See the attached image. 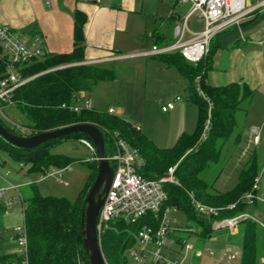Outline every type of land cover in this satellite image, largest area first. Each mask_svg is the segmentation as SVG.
<instances>
[{
    "label": "trees",
    "instance_id": "obj_1",
    "mask_svg": "<svg viewBox=\"0 0 264 264\" xmlns=\"http://www.w3.org/2000/svg\"><path fill=\"white\" fill-rule=\"evenodd\" d=\"M76 16L74 50L70 53H47L44 58L36 60L23 69V75L29 77L46 69L68 65L38 75L15 91L13 108L23 118L22 125L28 127L31 134L75 123H93L102 130L118 131L131 146L140 150L146 162L142 173L149 178L160 177L169 166L179 162L176 172L179 185L170 184L166 187L168 200L165 205L184 210L189 222L187 228L194 227L195 234L203 238L212 237L221 230L213 228L215 220L234 217L252 208L264 209V203L255 200L254 204L250 205L244 199L248 192L259 194L261 191L255 189L254 185L255 178L261 174V171L264 178V160L262 162L256 155L244 164L238 183L231 191L220 193L211 190L206 180L201 177V171L219 157L222 145L236 125V113L241 109L242 101L251 99L255 92L245 83L234 82L217 87L206 82L214 48L197 64L188 62L179 52L161 55L169 63L176 64L187 73L189 78H194L191 98L199 108L195 132L181 135L172 148L162 149L143 135L141 130H136L133 124L117 116L99 113L92 109L76 113L63 107V104L67 106L74 104L81 92L87 94L91 92L98 82L115 79L113 69L82 63L84 61L83 17H79L78 14ZM74 63L77 64L69 65ZM197 78L212 104L209 134L204 141H200V145L195 144L203 132L208 115V103L196 89ZM0 121L9 131L17 134L14 125L7 124L1 117ZM70 138L89 139L83 134L75 133L50 140L37 148L25 150L11 145L0 136V148L17 160L28 163L30 172L43 175L52 168L62 169L73 163L72 158L51 151L55 144ZM109 151L106 138L107 154ZM85 162L90 164L91 173L75 201L65 196L46 195L36 184H32L34 193L24 201L23 208L30 264H90L83 245V214L87 206L86 196L96 178L98 164L95 160ZM188 192H193L203 203L214 204L224 209L217 217L202 216L194 210ZM232 203H235V206L228 208ZM3 211L2 208L1 214ZM110 224L111 226L106 227L101 234L104 256L108 264H127L126 252L136 243L135 234L138 225L128 224L122 220L112 221ZM225 231L229 239L240 242L243 252L242 264H259L262 234L261 227L255 220H245L239 234L232 235L228 230ZM183 235L179 232L171 236H175L183 247V240L186 238ZM187 235L190 236L191 232H187ZM2 250L0 248V264L19 263L17 253Z\"/></svg>",
    "mask_w": 264,
    "mask_h": 264
},
{
    "label": "crops",
    "instance_id": "obj_2",
    "mask_svg": "<svg viewBox=\"0 0 264 264\" xmlns=\"http://www.w3.org/2000/svg\"><path fill=\"white\" fill-rule=\"evenodd\" d=\"M248 4L249 6L261 5L251 12L239 26L228 28L212 40L210 52L214 48V53L210 59L211 68L207 71L206 82L217 87L234 82L247 84L255 92L251 99L243 100L241 105L243 107L248 103L246 105L250 109L258 99L264 100V0H249ZM187 5V10L182 12L178 8L179 4L176 0H101L98 3L85 0H0V23L26 35L41 34L46 50L51 54H60L70 53L74 50L76 15L83 17V62L114 70V80L98 82L103 85L107 93L112 92L111 85L118 83L122 76L124 84L127 86V108H133V111L142 110L140 114L138 111L134 112L137 114L135 116L141 120L139 123L135 121L134 124L139 125L142 134L144 133L142 117L146 107L144 100H147V96L139 95L138 97L137 93L144 92L146 94L149 78L158 77L160 83L167 78L169 85L176 91L187 93L190 101L182 102L181 98L176 102L174 109L167 112L162 110L169 118L182 119L181 129L173 130L163 138L179 139L183 134L194 133L197 128L199 108L191 98L194 78H189L188 74L176 64L165 60L161 56L162 54L151 56L135 54L148 51L156 44L163 46L174 42L176 39L175 25L181 23L190 11V4ZM199 27L201 29L204 27L202 18L198 14L190 16L186 38L192 36L193 32L199 31ZM89 93L86 95L88 96ZM96 101L92 99V110L117 116L131 124L128 116L126 119V113L119 116L116 114L118 110L115 107L110 104L104 105L98 101V98ZM242 107L236 113V123L240 118L237 116L241 115ZM123 108V112H125V106ZM110 109H113L114 112L110 113ZM252 130L254 148L249 159L254 155L261 159L260 154L257 153L260 150L263 152L261 159L263 162L264 131L262 132L258 127H253ZM254 131L259 136L258 142L254 140L256 134ZM143 135L146 136L145 133ZM250 149L251 146L248 151ZM53 176L56 175L49 177ZM40 178L41 175L29 185L43 182L44 180L40 181ZM65 184L68 183L65 182ZM216 192H220V190ZM7 211L6 209L1 214L0 231L9 226ZM16 225L18 223L13 224L12 228ZM190 228L195 234L196 229ZM214 229L228 230L232 235L235 233V229L226 226ZM180 230L178 227H174L171 232L168 250H166L167 256L178 253L176 249L172 248L174 247L172 244L178 242L176 237L171 235L179 233ZM6 243L12 245L9 238L8 242L4 241L2 233H0L2 251L6 249ZM180 246V250L184 251L182 245ZM196 254L201 255L202 250H198Z\"/></svg>",
    "mask_w": 264,
    "mask_h": 264
},
{
    "label": "built area",
    "instance_id": "obj_3",
    "mask_svg": "<svg viewBox=\"0 0 264 264\" xmlns=\"http://www.w3.org/2000/svg\"><path fill=\"white\" fill-rule=\"evenodd\" d=\"M85 1L98 3L101 0ZM176 2L178 4H190V11L181 23L175 25V41L163 46L156 44L150 50L135 55L151 56L179 52L188 62L197 64L208 56L211 42L219 33L232 26H239L251 12L258 9L261 5L249 6V0H176ZM194 14H198L202 18L204 28L193 32L192 36L186 38L188 21L190 16ZM47 53L49 52L45 48L41 34L26 35L0 23V115L4 116L2 107L14 106L13 95L23 84L38 75L68 66L54 67L25 77L23 69L36 60L44 58ZM75 64L77 63L69 65ZM196 89L208 103V115L200 137V141H202L207 138L211 127L212 104L202 90L199 78L196 79ZM180 100V96L175 97L172 101L163 105L162 110L167 112L174 109L176 102ZM63 107L79 113L83 110H91L93 106L91 100L87 99L86 93L81 92L74 104L69 106L63 104ZM109 112L113 113L114 110L110 109ZM134 127L136 130H140L139 126L134 125ZM17 128L23 135L31 134L28 127L18 126ZM254 132L256 133L254 140L258 142L259 136L256 131ZM108 134L112 142L107 158L114 168V173L111 186L98 217L100 234L103 228L107 227L112 221L122 220L128 224H137L136 242L139 241L143 244L140 251L135 250L133 252L137 264H147L145 262L146 258L149 259L148 264H185L184 258L180 260L171 259L166 255L170 234L174 230V227L170 225L171 220L168 214L171 210H175V207L165 205L168 200L166 187L170 184L179 185L176 175L179 163L169 166L160 177H146L142 173L146 162L140 150L131 146L118 131L108 130ZM81 142L94 154L88 160L98 161L92 141L83 138ZM69 167L62 169L52 168L41 175L40 181L52 175L62 177L63 170ZM262 178V173L255 178V189L260 190L259 184ZM18 188L19 186H0V217L2 208L6 210L18 201L17 197L10 196V192L18 191ZM188 193L194 210L202 216L217 217L224 209V207H215L203 203L196 198L193 192ZM260 193L248 192L245 194L244 199L250 205L254 204L255 200L264 203V198L261 197ZM19 199L23 202L21 194H19ZM234 206L235 204H230L228 208H233ZM245 218L246 216L242 214L234 218H223L215 220L213 226L214 228L226 226L233 229L236 228L237 222L239 223L240 220ZM13 231L14 235L9 237V242L14 243L16 248L19 249V253H17L19 257L18 264H30L28 255L29 241L24 222L14 226ZM186 231L193 232V229L186 228ZM183 248L187 254L192 249V246L183 240ZM209 252L213 254V250ZM224 256L227 263L231 264L238 257V253H225Z\"/></svg>",
    "mask_w": 264,
    "mask_h": 264
},
{
    "label": "rangeland",
    "instance_id": "obj_4",
    "mask_svg": "<svg viewBox=\"0 0 264 264\" xmlns=\"http://www.w3.org/2000/svg\"><path fill=\"white\" fill-rule=\"evenodd\" d=\"M178 8L181 9L182 12H185L188 8V5L179 4ZM199 28L197 29L199 30ZM202 29L200 28V30ZM167 81L168 80L166 78V80L160 83L158 77L149 78L146 94L144 92H142V94H140L139 92L137 93L138 97L139 95L142 97L144 95L147 96V100H144V102L146 103V107L144 108V115L142 117V121L144 122V133L150 140L153 141L156 146L162 149L172 148L176 144L178 138L165 139L163 137L166 134L173 132V130L177 131V129H181L182 119L180 120V118H169L167 114L162 112L161 105L166 103L167 101H172L173 98L177 95L181 96L182 102L190 101L188 100L187 93L178 90L176 91L172 86L169 85ZM111 86L112 92L107 93L106 89L103 88V85L98 83V85H96L94 89L89 93L87 99L91 100L92 102V99L96 101L98 98V101L104 103V105L110 104L111 106L115 107L116 110H118L116 114L119 116H123L124 113H126V119L128 116L129 122H131V124L141 122V120H139L137 116H135L137 114H135L134 112L138 111V113L140 114L142 110L138 109L137 111H133V108H127V86H125L122 76L118 83H115L114 85L112 84ZM246 104L243 105V107L241 105L243 110L240 111L241 115L237 116V118H240L237 120V123L233 131L227 138L226 142L222 145L217 160L210 162L209 165L201 171V177L206 180L211 190H220V192L226 193L233 189L239 179L240 171L244 167L245 161L249 159L254 148V133L252 132V128L258 127L260 130H262V132L264 131V100L261 98L258 99L253 103V106L250 109ZM122 106H125V112H123L124 108ZM2 112L4 116L0 115V117L4 119L7 124L11 126L14 125V127L16 128L18 126H24L22 125L23 118L19 113L16 112V109L13 108V106L2 107ZM16 133L23 135L21 131L18 130V128L16 130ZM103 133L105 136V142L107 138V147L108 149H110L112 140L109 139L108 129L103 130ZM195 145H200V138ZM250 146L251 149L250 151H248ZM51 151L58 155L70 157L74 161L69 168L63 170L62 177H48L43 182H36L35 184L38 189L46 195L65 196L69 200L75 201L79 197L82 189L85 187V184L91 173L90 164L86 163L85 161H88V159H90L94 154L81 142V139L76 138L66 139L58 144H55L51 148ZM260 152L261 151L258 150L257 153L260 154V157L262 159L263 152ZM261 173L263 175L262 171ZM39 177L40 174L30 172V165L28 163L17 160L8 152L0 148V186H19L18 191L10 192V196L14 198L17 197L18 201L7 208V218L9 220V226L8 228H3L0 231V233H2L4 241L6 240L8 242V238L14 235V231L12 228L13 224L23 223V202L30 198L34 193L33 186L29 184L33 181H36ZM65 182H67L68 184L66 185ZM259 188L261 190V197L264 198V178H262L259 184ZM19 194H21L23 202L21 201V199H19ZM206 204L215 206L214 204L210 203ZM240 214L245 215L247 219L255 220L261 227L262 237L260 238L261 244L259 249V264H264V209L252 208L249 211L247 210ZM168 215L171 220L170 225L172 227H178L179 229H181L179 232L185 235L186 238L184 240L192 246V249L189 250V252L186 254L185 251L180 250L181 246L179 243H176L174 245L172 244V246H174L172 248L176 249L178 253L171 255L168 254L167 257L171 259L184 258L185 264H229L227 263L224 254L237 252L238 257L231 264H242V246L238 240L229 239L228 233H226L225 230L221 229L214 236L208 238H203L192 232L191 235L188 236L187 232L190 231H186V226L189 224L186 212L182 209L175 208V210H171ZM246 218L240 220L239 223H236V228H233L235 229L234 234H239L241 232L243 222L247 220ZM108 226L110 227L111 224L109 223L107 227ZM105 228H103V231ZM5 246V250H8L9 252L14 249L12 253H19V249L16 248L14 243H12V245L6 243ZM142 247L143 244L137 241L133 248L129 249L126 252L127 264H137L133 252L135 250L140 251ZM166 250H168V248ZM198 250H202L201 255L196 254ZM210 250H213V254L209 252ZM145 262L148 264L149 259L146 258Z\"/></svg>",
    "mask_w": 264,
    "mask_h": 264
},
{
    "label": "water",
    "instance_id": "obj_5",
    "mask_svg": "<svg viewBox=\"0 0 264 264\" xmlns=\"http://www.w3.org/2000/svg\"><path fill=\"white\" fill-rule=\"evenodd\" d=\"M75 133L83 134L92 141L98 158L97 175L87 193V206L83 214L84 250L90 264H108L102 250L98 217L111 186L114 168L107 158L103 130L93 123H75L36 134L19 135L9 131L0 121V136L11 145L25 150Z\"/></svg>",
    "mask_w": 264,
    "mask_h": 264
}]
</instances>
